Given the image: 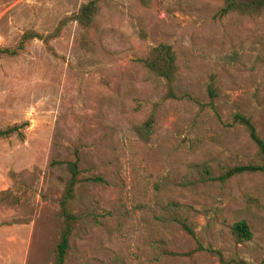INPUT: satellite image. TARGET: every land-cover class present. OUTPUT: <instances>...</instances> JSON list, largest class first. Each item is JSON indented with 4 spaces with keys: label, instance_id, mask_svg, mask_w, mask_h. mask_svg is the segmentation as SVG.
I'll use <instances>...</instances> for the list:
<instances>
[{
    "label": "rangeland",
    "instance_id": "374dc122",
    "mask_svg": "<svg viewBox=\"0 0 264 264\" xmlns=\"http://www.w3.org/2000/svg\"><path fill=\"white\" fill-rule=\"evenodd\" d=\"M89 1L0 0V48L43 37L0 57V129L22 132L0 138V264H54L76 154L66 264H264V173L219 179L261 163L234 115L264 138V14L98 0L86 29L70 17ZM161 43L172 81L144 61ZM243 219L253 238L237 242Z\"/></svg>",
    "mask_w": 264,
    "mask_h": 264
},
{
    "label": "trees",
    "instance_id": "16d2710c",
    "mask_svg": "<svg viewBox=\"0 0 264 264\" xmlns=\"http://www.w3.org/2000/svg\"><path fill=\"white\" fill-rule=\"evenodd\" d=\"M223 2L224 6L222 8V13L224 14L233 11L253 16L264 14V0H223ZM98 11V0H90L83 4L80 9L70 17V19L77 21L84 28L90 29L93 27V22ZM66 21L67 20H63L60 23L59 29L61 28V25L66 24ZM57 32L59 31H56L55 34H57ZM34 38L42 39L43 37L35 31L26 32L16 48H0V57L4 55L15 56L19 54V51L24 48V43ZM176 60V53L173 47L170 44L161 43L151 49L150 54L144 61L146 66L153 73L172 81L178 70ZM234 120L247 128L249 136L256 145L259 156L261 157V163L234 165L220 175L219 179L222 181L241 174L264 173V138L259 134L251 117L242 113H236L234 115ZM19 129V125L0 129V138H6L15 133L22 135V132H20ZM67 167L70 172V178L60 199L61 214L64 218V228L61 233L60 241L56 247V259L54 264H66V257L71 248V236L73 233L74 222L78 219V216L72 213L69 208V204L75 195L76 186L79 183L80 169L79 156L77 154L74 160L67 162ZM186 229L190 234H193V230L190 227L186 226ZM232 233L237 242L249 241L253 238V231L245 219L233 224Z\"/></svg>",
    "mask_w": 264,
    "mask_h": 264
}]
</instances>
